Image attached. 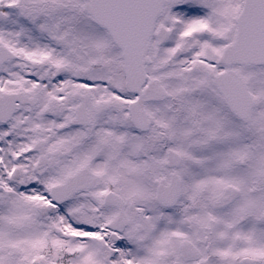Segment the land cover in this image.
<instances>
[{
    "label": "snow or ice",
    "instance_id": "6c2138e0",
    "mask_svg": "<svg viewBox=\"0 0 264 264\" xmlns=\"http://www.w3.org/2000/svg\"><path fill=\"white\" fill-rule=\"evenodd\" d=\"M0 264H264V0H0Z\"/></svg>",
    "mask_w": 264,
    "mask_h": 264
}]
</instances>
